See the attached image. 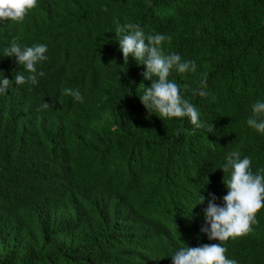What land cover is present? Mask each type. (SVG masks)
Returning a JSON list of instances; mask_svg holds the SVG:
<instances>
[{
  "label": "trees",
  "instance_id": "trees-1",
  "mask_svg": "<svg viewBox=\"0 0 264 264\" xmlns=\"http://www.w3.org/2000/svg\"><path fill=\"white\" fill-rule=\"evenodd\" d=\"M126 23L195 61L169 79L203 128L143 107L151 81L116 41ZM13 39L46 44L48 59L36 85L0 95V264H172L183 244L218 243L199 232L200 214L209 194H226L224 156L239 150L264 168V134L246 125L264 99V0H38L0 24V70L14 81L23 67L3 52ZM251 229L220 242L238 264H264V207Z\"/></svg>",
  "mask_w": 264,
  "mask_h": 264
},
{
  "label": "clouds",
  "instance_id": "clouds-1",
  "mask_svg": "<svg viewBox=\"0 0 264 264\" xmlns=\"http://www.w3.org/2000/svg\"><path fill=\"white\" fill-rule=\"evenodd\" d=\"M37 4L38 0H0V24L23 21ZM115 35L118 36L116 41L123 62L127 64L131 56L137 66H143V79L151 81L147 87L143 84V92L138 96L147 112L159 118H187L194 126L193 130L203 128L205 122L200 119L197 107L185 97L181 85L169 79L172 71L180 74L195 72V61L184 59L176 52L165 53L163 43L170 41L171 37L162 33L146 35L139 24L126 23L116 29ZM3 52L4 57H15V63L22 66L23 71H18L13 81L0 70V95L6 94L13 83L36 85L38 78L44 76V72L38 70V65L48 59L46 44L28 46L13 39ZM206 88L207 75L204 74L192 93L204 97L207 95ZM64 93L71 95L75 101L84 102L79 89L66 88ZM246 125L264 134V99L252 103ZM251 163V158L242 156L239 150L230 151L224 156L219 168L228 174L223 182L226 194L221 197V204L215 202V195L209 194L207 207L200 214L204 226L199 232L206 234L209 241L218 243L198 246L183 244L169 256L172 264H238L237 260L225 255L227 249L220 242L248 234L252 230L251 225L256 223V213L264 207V168H257L254 172ZM199 196L196 204L205 200V196Z\"/></svg>",
  "mask_w": 264,
  "mask_h": 264
}]
</instances>
